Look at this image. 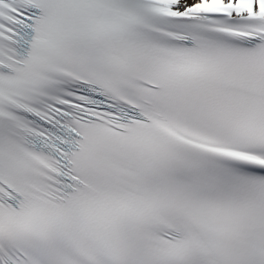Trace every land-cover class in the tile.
Wrapping results in <instances>:
<instances>
[{
  "label": "snow or ice",
  "instance_id": "6c2138e0",
  "mask_svg": "<svg viewBox=\"0 0 264 264\" xmlns=\"http://www.w3.org/2000/svg\"><path fill=\"white\" fill-rule=\"evenodd\" d=\"M0 264H264V0H0Z\"/></svg>",
  "mask_w": 264,
  "mask_h": 264
}]
</instances>
